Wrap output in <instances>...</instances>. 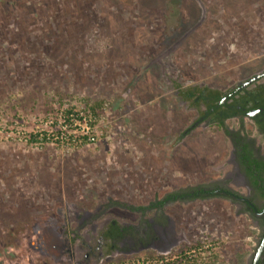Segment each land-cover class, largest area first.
I'll return each instance as SVG.
<instances>
[{
    "label": "rangeland",
    "instance_id": "obj_1",
    "mask_svg": "<svg viewBox=\"0 0 264 264\" xmlns=\"http://www.w3.org/2000/svg\"><path fill=\"white\" fill-rule=\"evenodd\" d=\"M11 1L0 9V264H49L27 248L34 225L58 219L65 205L83 214L105 204L120 223L143 222L146 242L151 225L161 226L166 244L116 255L110 264L204 241L217 243L216 264H250L260 231L240 205L218 196L149 206L230 170L218 127H191L176 140L195 115L174 87L226 89L263 70L264 0H231L224 11L215 6L222 0H196L194 19V0L175 12L171 0H32L36 18L14 6L27 0ZM58 95L69 102L62 108L79 109L82 97L104 101L96 142L78 149L26 144L25 133L58 117L51 110Z\"/></svg>",
    "mask_w": 264,
    "mask_h": 264
},
{
    "label": "flooded vegetation",
    "instance_id": "obj_2",
    "mask_svg": "<svg viewBox=\"0 0 264 264\" xmlns=\"http://www.w3.org/2000/svg\"><path fill=\"white\" fill-rule=\"evenodd\" d=\"M263 79L264 69L226 89L198 85L207 88L195 99H200L202 96L203 101L199 102L198 106L189 105L188 101L180 99L179 87H174L176 98L186 111L195 115L188 129L179 134L176 140L187 135L191 127L216 126L228 139L229 153L226 163L231 167L222 179L210 180L200 187L189 189L188 193L182 195H170V198L168 195L163 202L161 201L164 204L168 200L179 198L198 199L219 196L228 200L230 204L234 202L240 205L243 213L255 225L254 228L260 231L257 237L258 246L264 237V151L261 152L264 148ZM208 89L219 93H212ZM249 170H253L256 183H253L252 178L247 174ZM233 187L242 188L243 193L233 191ZM124 205L117 206L126 208ZM109 206L110 204L97 206L93 213L86 210L82 214L78 212L83 211V208L73 206L69 209L65 205L64 212L62 208L58 210V219L47 217L41 219L42 223L34 225L35 241L34 243L30 241L27 248L30 247L31 251L36 252L42 262L49 260V264H110V260L116 255L144 253L148 248H163L166 245L158 236L160 233L158 228H162L161 226L158 227L156 223L151 225L154 237H150L149 242H146V230H144L146 226L143 222L139 225L120 223L119 218H110L107 215ZM158 206L159 203L154 201L150 203L149 208H158ZM165 228L167 232L169 226ZM254 254L250 264L253 262ZM257 264H264V248Z\"/></svg>",
    "mask_w": 264,
    "mask_h": 264
},
{
    "label": "trees",
    "instance_id": "obj_3",
    "mask_svg": "<svg viewBox=\"0 0 264 264\" xmlns=\"http://www.w3.org/2000/svg\"><path fill=\"white\" fill-rule=\"evenodd\" d=\"M163 1V0H162ZM188 0H171L173 2V6H176L174 9L175 11L181 10L184 7L185 2ZM206 1V0H202ZM151 4H154V6H157L159 0H150ZM169 3V4H170ZM231 0H222L219 3L215 2V6H223L222 9L224 11V7L226 9L229 8V6L232 5ZM13 4V1L9 0H0V9L5 8V6H10ZM194 5V8L196 11L193 14V19L197 16L199 13V7L196 0L192 2ZM41 5V4H40ZM14 6L25 9L28 13H31L32 16L36 18V11H34V8L36 6V3H34L32 0L25 1V2H16L14 3ZM214 6V7H215ZM193 8V11H194ZM217 8V7H216ZM21 10V9H20ZM177 14V13H176ZM175 14V15H176ZM175 87L178 88V96L180 99L184 101H188L189 105L196 104L198 106L199 102H202V96L200 99L195 100L196 98L201 95V92L206 90V86L199 87L198 84H190L183 86L179 84H175ZM264 89V87L262 86ZM208 91L218 94L219 92L209 90ZM2 94L0 93V96ZM14 95H10L6 97V105L8 106L10 99ZM63 95H58V103L60 104L57 109H51L53 113H60V116L64 119L66 125V130L58 129L57 128V118L54 119L52 126L55 129V132L51 139H47L45 137L46 132L43 129H30L27 133H25V142L27 145L30 146H44L47 144H53L55 146L61 147L64 145H67L68 147H71L72 149H78L83 146H86L88 144H93L96 142L97 137L96 134L93 132L95 124L100 116L101 110L104 108V101L102 99H91L90 97H82L79 98V103L81 104V107L78 109L76 106L72 104H67L66 108H62L61 104L69 103L64 102L62 99ZM71 100V99H69ZM85 118V119H84ZM77 121L79 123H83L84 120H89V125L91 128L90 133H80L79 127H73L72 124L74 121ZM76 130L77 132H74ZM74 133V134H73ZM63 135V139H59V136ZM264 165V164H263ZM256 166V165H255ZM253 170H249L247 174L252 178V182L256 183V176L252 174ZM199 191V190H198ZM197 193V191H195ZM194 192V193H195ZM163 202V201H162ZM162 202H159V205L162 204ZM204 241L202 244L197 242L194 245L188 246L179 253H170L167 256H153V255H145L141 258H136L130 261L129 264H216L218 259V251H215L216 242H208ZM206 243V244H205ZM117 264H124L123 260H120L117 262Z\"/></svg>",
    "mask_w": 264,
    "mask_h": 264
},
{
    "label": "built area",
    "instance_id": "obj_4",
    "mask_svg": "<svg viewBox=\"0 0 264 264\" xmlns=\"http://www.w3.org/2000/svg\"><path fill=\"white\" fill-rule=\"evenodd\" d=\"M85 119V118H84ZM46 122V121H45ZM44 122V126H47L46 128H42L45 132H46V134H45V137L47 138V139H51L52 138V136H53V134H54V132H55V129H56V127L54 128L53 126H52V124H53V121H47L46 123ZM66 123H65V121H64V119L60 116V113H59V115H58V117H57V128L58 129H62V130H66ZM72 126L73 127H76V126H78L80 129H79V132L80 133H90L91 132V128H90V125H89V120H84V122L83 123H79V122H77L76 120L74 121V123L72 124ZM74 132H77L76 130H74ZM74 134V133H73ZM24 135V134H23ZM10 137V136H9ZM8 137V138H9ZM64 137H63V135L61 134V136H59V139H63ZM24 141H25V138H24ZM51 144V143H50ZM61 147H63V148H71V147H68L67 145H64V146H61Z\"/></svg>",
    "mask_w": 264,
    "mask_h": 264
},
{
    "label": "water",
    "instance_id": "obj_5",
    "mask_svg": "<svg viewBox=\"0 0 264 264\" xmlns=\"http://www.w3.org/2000/svg\"><path fill=\"white\" fill-rule=\"evenodd\" d=\"M199 4H200L201 9L203 10V6H202V4H201V3H199ZM187 34H188V33H187ZM184 37H185V36H183V38H184ZM181 40H182V39H181ZM181 40H178L176 43H174L173 46L170 48V50H173V49L179 44V42H180ZM263 248H264V237H263L261 243L259 244V246L257 247V249H256V251H255L254 259H253L252 264H257V263H258V259H259L260 255H261V251H262Z\"/></svg>",
    "mask_w": 264,
    "mask_h": 264
}]
</instances>
